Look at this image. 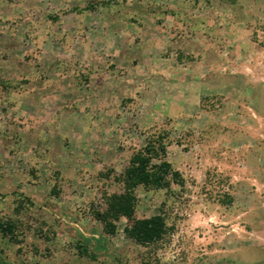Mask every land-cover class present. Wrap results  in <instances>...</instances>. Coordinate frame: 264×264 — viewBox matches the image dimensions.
Returning a JSON list of instances; mask_svg holds the SVG:
<instances>
[{"label":"rangeland","instance_id":"obj_1","mask_svg":"<svg viewBox=\"0 0 264 264\" xmlns=\"http://www.w3.org/2000/svg\"><path fill=\"white\" fill-rule=\"evenodd\" d=\"M261 1L0 0V264H264ZM149 137L143 244L92 211Z\"/></svg>","mask_w":264,"mask_h":264},{"label":"trees","instance_id":"obj_2","mask_svg":"<svg viewBox=\"0 0 264 264\" xmlns=\"http://www.w3.org/2000/svg\"><path fill=\"white\" fill-rule=\"evenodd\" d=\"M161 138L149 137L143 146L130 154L117 177L121 190L104 192L101 206L93 209V216L101 223L105 233L115 231L116 221L120 217L127 220L124 227L126 236L138 243H154L167 232L168 227L161 212L142 217L134 215L136 185L169 187L170 182L183 183L180 172L165 158V142ZM229 200L230 197L224 202ZM7 228L9 222H0V229Z\"/></svg>","mask_w":264,"mask_h":264},{"label":"crops","instance_id":"obj_3","mask_svg":"<svg viewBox=\"0 0 264 264\" xmlns=\"http://www.w3.org/2000/svg\"><path fill=\"white\" fill-rule=\"evenodd\" d=\"M261 2H264V0H262ZM168 19V18H167ZM176 22H178V21H176ZM168 24V23H167ZM167 24H165V27H166V30L168 31L169 29H170V27L167 25ZM179 25H181V23L179 22ZM174 26V25H173Z\"/></svg>","mask_w":264,"mask_h":264}]
</instances>
